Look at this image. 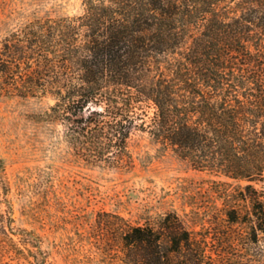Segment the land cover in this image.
Masks as SVG:
<instances>
[{
	"label": "trees",
	"instance_id": "16d2710c",
	"mask_svg": "<svg viewBox=\"0 0 264 264\" xmlns=\"http://www.w3.org/2000/svg\"><path fill=\"white\" fill-rule=\"evenodd\" d=\"M82 5L0 40V96L51 97L48 119L86 165L131 168L129 139L141 131L196 170L246 182L221 189L223 206L198 229L174 211L144 223L99 218L118 241L105 255H117L112 264H264V189L252 184L264 183V0ZM9 193L0 174V264H52L41 237L16 224Z\"/></svg>",
	"mask_w": 264,
	"mask_h": 264
},
{
	"label": "rangeland",
	"instance_id": "374dc122",
	"mask_svg": "<svg viewBox=\"0 0 264 264\" xmlns=\"http://www.w3.org/2000/svg\"><path fill=\"white\" fill-rule=\"evenodd\" d=\"M82 12V0H0V40L33 20ZM53 104L49 96H0V174L10 187L16 224L41 237L52 264L115 263L117 255L105 251L114 253L118 241L99 218L144 223L174 211L198 229L223 206L221 189L238 193L246 184L194 169L141 131L129 139L131 168L86 165L73 155L63 126L48 119Z\"/></svg>",
	"mask_w": 264,
	"mask_h": 264
}]
</instances>
